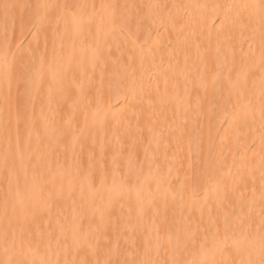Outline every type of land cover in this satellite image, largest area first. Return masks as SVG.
Listing matches in <instances>:
<instances>
[{
	"label": "bare ground",
	"instance_id": "bare-ground-1",
	"mask_svg": "<svg viewBox=\"0 0 264 264\" xmlns=\"http://www.w3.org/2000/svg\"><path fill=\"white\" fill-rule=\"evenodd\" d=\"M0 264H264V0H0Z\"/></svg>",
	"mask_w": 264,
	"mask_h": 264
}]
</instances>
